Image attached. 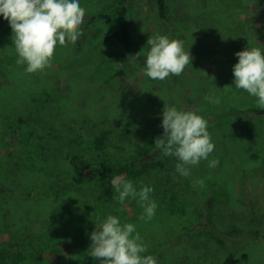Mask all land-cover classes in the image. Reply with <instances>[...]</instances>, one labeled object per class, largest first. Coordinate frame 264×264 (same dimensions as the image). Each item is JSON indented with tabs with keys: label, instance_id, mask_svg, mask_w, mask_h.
Segmentation results:
<instances>
[{
	"label": "rangeland",
	"instance_id": "obj_1",
	"mask_svg": "<svg viewBox=\"0 0 264 264\" xmlns=\"http://www.w3.org/2000/svg\"><path fill=\"white\" fill-rule=\"evenodd\" d=\"M79 2L85 9L84 23L81 26L83 34L75 45H57L52 62V67L56 69L61 64H66V69L60 74L53 70L60 88L71 86L74 89H86L93 82L109 79L117 67L113 59L121 52V46L116 41H104L117 27L116 14L112 13L109 20L89 21L92 15L112 10L118 0ZM169 3L174 13L173 24L170 26H165L155 17L152 0H129L128 3L127 19L134 46L144 56V61L131 63L124 78L125 93L133 94V98L126 96L115 99L127 103L133 101L135 95L138 99H144L145 96L148 105L144 112L138 105L135 110V114L141 116L147 133L140 134L139 139L132 138L130 142L153 144L151 142H154L158 133L155 132L152 118L162 120L159 115H162L164 105L175 106L181 111H192L203 117L207 121V130L215 149L208 160H202L197 166L191 167L189 176L192 179L185 193L192 197L194 203L188 201V198L187 203L206 209L213 201L214 209L219 215H227L230 221L242 224L241 227L246 232L250 229L258 232L251 248L247 249L248 259L252 263L264 264V118H247L239 113L246 108L258 107L257 98L244 90L236 89L232 73L233 66L238 62L235 53L253 47L264 50V0H169ZM157 34L182 40L185 50L189 51L191 64L180 76L158 81L143 74L146 54L150 50L147 39ZM107 87L100 89L99 93L112 100L113 88ZM44 93L41 91L29 94L30 99L36 100L30 102L33 110L37 107L42 111L43 103L39 96L44 100ZM92 96L96 97L97 94L92 91ZM8 99H11V95L6 96V100ZM77 99V108H84V111L83 114L79 112L81 116L76 113L74 120L76 125L85 129L84 132L89 133L98 118L88 117L86 100L81 96H77ZM217 99L218 104L215 103ZM57 100V104L53 106ZM46 108L59 112L61 116L75 113L73 105L63 98H50ZM28 113L32 117L28 116L27 123L32 125V121L36 122L37 119L33 117L34 112ZM24 114L26 115L25 112ZM78 119L80 123H77ZM35 125L29 129L36 128ZM40 131L41 129L39 133ZM12 142L13 146L8 145L0 151V159L3 160L0 164L1 180L8 176L5 175L6 168H16L22 164L16 156L13 157L17 143L14 139ZM159 153V149L151 150L153 155ZM213 159L218 160L219 164L210 168L209 161ZM199 181H203V186ZM3 182L10 184L11 180L6 178ZM175 182L182 181L177 179ZM20 186L22 190L19 189L21 191L17 194L0 197V264H100L99 260L94 263V258L88 255L85 247L81 250L77 247V242L82 238L78 229L68 228L64 233L49 235L50 232L42 226V220L28 216V219L18 218L16 214L20 211L17 209L19 206H14L12 202L29 201L23 195L26 188L22 184ZM174 188L180 190V185ZM43 191L41 187L33 188L34 198L44 197ZM136 201L133 204L130 201L124 203L122 209L126 216L135 215L134 205H139ZM44 207L39 209V214L43 218H55V208ZM193 208L196 206L193 205ZM24 209L25 212L28 211L27 207ZM114 214V211L104 210L102 220ZM178 215H182V219L185 217L182 222L183 230L195 225L197 214L188 204L187 208L181 207ZM147 225L149 231H155L162 229L164 224L150 221ZM55 228L56 225H52L51 232ZM174 236L162 235L157 240H169L175 247L172 246V250L181 259H185L184 264L195 263L197 247L207 251L206 239L198 241L187 236L186 241H174ZM191 244L196 247L192 248L189 246ZM166 247L167 245L159 250L156 246V250L147 249L141 255H151L156 258L157 264H163L165 260L168 261L166 254L170 252Z\"/></svg>",
	"mask_w": 264,
	"mask_h": 264
},
{
	"label": "trees",
	"instance_id": "obj_2",
	"mask_svg": "<svg viewBox=\"0 0 264 264\" xmlns=\"http://www.w3.org/2000/svg\"><path fill=\"white\" fill-rule=\"evenodd\" d=\"M128 3L129 0H118L112 10L89 17V21L93 22L96 19L109 20L112 13L116 14L117 27L104 41H116L121 46V52L113 59L117 67L111 77L103 82H93L86 89L58 87L56 72L53 70L60 74L66 69L65 63L58 69L51 67L43 72L26 73V65L16 64L18 56L12 43V30L8 22L0 16V151L8 145L13 146L14 139L17 145L14 146L13 157L16 156L22 163L19 167L5 169V175L8 176L0 179V197L17 194L22 190L20 184L24 185L26 192L23 195L28 197L29 201L12 202L20 209L16 216L42 220V226L50 232L49 235L64 233L68 228L78 229L77 232L82 238L76 245L80 250L84 247V250H89L90 235L96 228L95 218L99 216L102 220V212L110 210L114 211V216L119 218L121 224L131 223L136 226L147 249H155L158 246L161 250V247L167 245L166 248L170 252L166 254L168 261L165 260L163 264L185 262L184 258L181 259L172 250L174 245H171L169 240H157L158 236L173 234L174 241H186L187 236L198 241L206 239L207 251L197 247V259L194 260L195 263L191 260L194 264H251L247 249L251 248L258 232L251 229L246 232L245 228L241 227L242 224L230 221L227 215H219L214 209L213 201L206 209H200L197 204H193L192 197L185 193L192 178L183 177L176 171L175 165L179 161L175 157L163 156L161 150L159 154H151V150L156 149L155 140L163 138L162 120L152 118L155 132L158 133L154 142H151L153 144L130 142L132 138L139 139L140 134L147 133L141 116L136 115L135 110L138 105L144 112L148 105L145 96L144 99H138L135 94L137 98L134 96V100L127 103L115 99L126 96L133 98V94L125 93L124 78L131 63L144 61V56L134 46L127 19ZM152 3L155 17L165 26L172 25L174 13L169 0H152ZM261 51L264 53V50ZM138 53L139 58L134 60L133 56ZM118 64L123 65L119 70ZM107 86L113 88L112 100L99 93L100 89H107ZM41 91L45 92L44 100L39 96L43 103L42 111L37 107L33 110L30 102L35 99H30L29 94ZM92 91L97 94L96 97L92 96ZM10 95L11 99L6 100V96ZM77 96L86 100L87 116L98 118L89 133L84 132L85 129L78 126L79 124L76 125L74 120L76 113L83 114L84 111V108H77ZM53 97L63 98L65 102L72 104L75 113L61 116L59 112L48 110L46 106ZM57 102L58 100L53 106ZM28 112H34L33 117L37 119L36 122L32 121V125L27 123L28 116L32 117ZM239 113L247 118H264V109L259 107L246 108ZM79 119L77 123H80ZM34 125L36 128L30 130L29 127ZM2 161L0 159V164ZM116 176L132 181L138 191L141 186L154 189L150 198L156 197L153 200L157 208L150 221L164 224L162 229H147V223L150 221L139 219L143 213L139 205H134L136 211L133 217L125 215L122 209L124 204L118 203V194L110 183ZM6 178L11 180L10 184L3 182ZM173 178L182 182L172 181ZM177 185H180V190H174ZM37 187L43 188L44 197L34 198L33 188ZM187 198L193 203H187ZM129 201L132 204L135 202L128 198L125 203ZM187 204L190 209L196 211V223L183 230L182 222L185 217L182 219L178 212L181 207L187 208ZM193 205L196 208H193ZM43 206L54 207L55 218H43L39 214V209ZM25 207L27 212L24 211ZM54 224L55 231L51 232ZM189 246L196 247L193 244Z\"/></svg>",
	"mask_w": 264,
	"mask_h": 264
},
{
	"label": "clouds",
	"instance_id": "obj_3",
	"mask_svg": "<svg viewBox=\"0 0 264 264\" xmlns=\"http://www.w3.org/2000/svg\"><path fill=\"white\" fill-rule=\"evenodd\" d=\"M0 16L12 30V43L18 56L17 65H26L25 72H43L52 67L57 45L67 47L76 44L83 34L85 9L79 0H0ZM150 50L142 69L151 80L164 81L180 76L191 64L192 57L185 50L182 40L169 39L167 35H155L147 39ZM238 62L233 66L234 87L257 98V106L264 109V53L258 47L235 53ZM139 53L133 56L138 59ZM118 64L117 70L122 68ZM219 103V99L215 101ZM163 138L155 140V148L165 157H175L179 162L176 171L183 177L190 175L191 167L208 160L214 151L207 121L192 111H181L175 106H165L162 112ZM219 161H209L215 168ZM116 199L123 205L128 198L137 200L143 209L140 220L150 221L157 208L150 198L154 189L141 186L139 191L133 182L116 176L111 180ZM203 186V181L198 182ZM96 228L90 235L88 255L100 264H157L155 257L141 254L147 251L142 238L131 223L121 224L118 217L108 215L95 218Z\"/></svg>",
	"mask_w": 264,
	"mask_h": 264
}]
</instances>
